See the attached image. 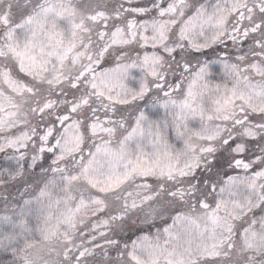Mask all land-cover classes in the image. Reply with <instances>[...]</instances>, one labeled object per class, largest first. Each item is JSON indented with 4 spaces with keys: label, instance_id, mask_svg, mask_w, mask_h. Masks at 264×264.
Instances as JSON below:
<instances>
[{
    "label": "snow or ice",
    "instance_id": "6c2138e0",
    "mask_svg": "<svg viewBox=\"0 0 264 264\" xmlns=\"http://www.w3.org/2000/svg\"><path fill=\"white\" fill-rule=\"evenodd\" d=\"M0 264H264V0H0Z\"/></svg>",
    "mask_w": 264,
    "mask_h": 264
}]
</instances>
